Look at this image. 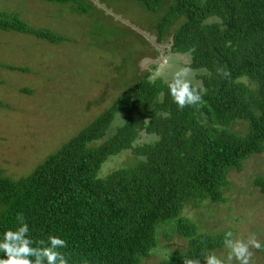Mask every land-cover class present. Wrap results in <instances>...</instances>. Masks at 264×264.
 <instances>
[{
	"label": "trees",
	"instance_id": "obj_1",
	"mask_svg": "<svg viewBox=\"0 0 264 264\" xmlns=\"http://www.w3.org/2000/svg\"><path fill=\"white\" fill-rule=\"evenodd\" d=\"M137 1L166 8L156 42L171 37L172 52L189 56L204 103L178 109L167 80L145 73L32 173L13 178L0 170V232L22 215L34 239L68 240L70 264H141L167 244L159 264L197 257L205 264L202 254L225 249V233L235 231L230 213L215 208L229 200L233 170L264 153V0ZM0 30L66 38L1 9ZM239 122L245 132L234 129ZM143 133L151 140L136 143ZM129 150L134 162L101 175L111 156ZM254 185L264 194V176ZM204 220L212 226L203 228Z\"/></svg>",
	"mask_w": 264,
	"mask_h": 264
},
{
	"label": "rangeland",
	"instance_id": "obj_2",
	"mask_svg": "<svg viewBox=\"0 0 264 264\" xmlns=\"http://www.w3.org/2000/svg\"><path fill=\"white\" fill-rule=\"evenodd\" d=\"M0 9L66 37L52 43L0 30V62L28 68L0 67V170L13 178L32 173L145 73L151 72L150 79L167 80L171 71L190 63L188 55H171V37L156 44V23L166 8L150 11L137 0H0ZM165 46L167 54L152 57L155 47L161 51ZM194 73V81H200ZM124 119L119 116L115 125ZM234 129L245 132V124L236 123ZM151 138L143 133L136 143ZM132 154L129 150L111 156L101 175L134 162ZM258 176H264V153L247 160L244 170H233L229 200L215 208L223 216L230 213L235 235L256 234L263 242L264 194L254 185ZM185 213L194 216L195 209ZM208 222H202L203 228L212 226ZM172 247L158 248L141 264H159ZM252 252L256 264H264V252ZM215 254L227 255L225 249Z\"/></svg>",
	"mask_w": 264,
	"mask_h": 264
},
{
	"label": "clouds",
	"instance_id": "obj_3",
	"mask_svg": "<svg viewBox=\"0 0 264 264\" xmlns=\"http://www.w3.org/2000/svg\"><path fill=\"white\" fill-rule=\"evenodd\" d=\"M161 51L164 55L169 52V49L165 46ZM158 54L157 58H159ZM174 54L172 52L171 55ZM179 55L184 56V54ZM194 75V70L189 66L177 67L170 72L166 81L172 102L180 110L186 107H197L204 103L203 95L206 89L202 84L194 82ZM223 75L227 76L229 73L225 72ZM18 220V226L6 228L0 232V264H70L71 257L66 254L69 247L67 239L61 235L50 234L46 239L36 240L31 235L29 223L23 219L22 215L18 217ZM223 246L227 249L226 257L217 256L215 252L202 254L206 264H256L252 249L264 250V242L256 234L244 238L235 235L232 231L225 233ZM183 262L184 264H200V259L185 258Z\"/></svg>",
	"mask_w": 264,
	"mask_h": 264
},
{
	"label": "flooded vegetation",
	"instance_id": "obj_4",
	"mask_svg": "<svg viewBox=\"0 0 264 264\" xmlns=\"http://www.w3.org/2000/svg\"><path fill=\"white\" fill-rule=\"evenodd\" d=\"M156 43H157V42H156ZM157 49H158V48L155 47L154 54H153L152 57H154V56L156 57V55L158 54V52H159V53H162V51H158Z\"/></svg>",
	"mask_w": 264,
	"mask_h": 264
},
{
	"label": "crops",
	"instance_id": "obj_5",
	"mask_svg": "<svg viewBox=\"0 0 264 264\" xmlns=\"http://www.w3.org/2000/svg\"><path fill=\"white\" fill-rule=\"evenodd\" d=\"M158 50V49H157ZM155 57V56H154Z\"/></svg>",
	"mask_w": 264,
	"mask_h": 264
}]
</instances>
